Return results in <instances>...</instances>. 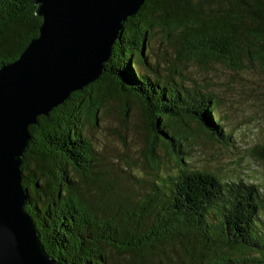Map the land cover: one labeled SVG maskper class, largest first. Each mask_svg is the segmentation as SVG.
Returning a JSON list of instances; mask_svg holds the SVG:
<instances>
[{"label": "trees", "instance_id": "1", "mask_svg": "<svg viewBox=\"0 0 264 264\" xmlns=\"http://www.w3.org/2000/svg\"><path fill=\"white\" fill-rule=\"evenodd\" d=\"M31 1L0 0V67L17 59L38 34L41 19ZM153 27L168 39L177 32L181 55L203 66L216 61L242 69L257 62L264 68V0H146L124 23L104 73L29 126L20 166L25 210L45 252L63 264H173L167 252L176 244L190 264H264V195L242 179L220 180L184 166L157 178L135 203L92 192L101 179L90 168L93 150L76 123L84 109L96 112L102 96L131 98L142 106L153 131L148 148L153 168L156 144L177 162L187 154L181 149L187 121L215 141L228 137L214 115V95L171 78L162 82L151 67L154 77L136 69L126 45L139 43L145 62ZM253 150L264 160V144ZM67 165L79 179L68 174Z\"/></svg>", "mask_w": 264, "mask_h": 264}, {"label": "rangeland", "instance_id": "2", "mask_svg": "<svg viewBox=\"0 0 264 264\" xmlns=\"http://www.w3.org/2000/svg\"><path fill=\"white\" fill-rule=\"evenodd\" d=\"M176 34L168 39L162 28L153 27L144 48L145 62L140 61L143 54L137 47L139 43L127 44L126 54H133L132 61L140 72L154 77L155 69L162 82L171 78L214 95V115L220 119L227 139L215 141L187 121L182 126L189 134L181 146L187 154L177 162L175 156L156 144L153 154L157 163L153 168L148 160L153 131L142 106L131 98L102 96L96 112L95 108L89 112L84 109L81 121L76 123L93 150L90 168L101 179L92 192L99 196L108 192L116 201L130 199L135 203L150 192L157 178L186 166L211 172L220 180L242 179L264 195V160L253 150L264 144V68L257 62L247 63L242 69H230L216 61L203 66L181 55ZM65 169L73 179H79L68 165ZM260 217L264 232V211ZM183 252L176 244L167 254L173 264H190L189 255L184 257ZM113 258L125 263L121 255L113 254Z\"/></svg>", "mask_w": 264, "mask_h": 264}, {"label": "water", "instance_id": "3", "mask_svg": "<svg viewBox=\"0 0 264 264\" xmlns=\"http://www.w3.org/2000/svg\"><path fill=\"white\" fill-rule=\"evenodd\" d=\"M146 0H32L38 34L0 67V264H63L44 250L20 166L29 126L105 71L112 46Z\"/></svg>", "mask_w": 264, "mask_h": 264}, {"label": "flooded vegetation", "instance_id": "4", "mask_svg": "<svg viewBox=\"0 0 264 264\" xmlns=\"http://www.w3.org/2000/svg\"><path fill=\"white\" fill-rule=\"evenodd\" d=\"M55 143H57V142L55 141Z\"/></svg>", "mask_w": 264, "mask_h": 264}]
</instances>
